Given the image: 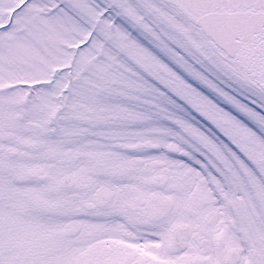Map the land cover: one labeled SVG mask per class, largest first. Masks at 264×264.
I'll list each match as a JSON object with an SVG mask.
<instances>
[{
	"label": "snow or ice",
	"instance_id": "snow-or-ice-1",
	"mask_svg": "<svg viewBox=\"0 0 264 264\" xmlns=\"http://www.w3.org/2000/svg\"><path fill=\"white\" fill-rule=\"evenodd\" d=\"M0 264H264V0H0Z\"/></svg>",
	"mask_w": 264,
	"mask_h": 264
}]
</instances>
